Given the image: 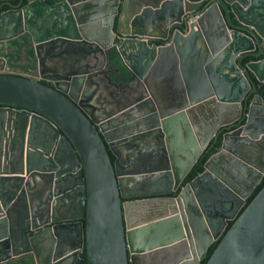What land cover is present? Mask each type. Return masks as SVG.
<instances>
[{"label": "water", "instance_id": "1", "mask_svg": "<svg viewBox=\"0 0 264 264\" xmlns=\"http://www.w3.org/2000/svg\"><path fill=\"white\" fill-rule=\"evenodd\" d=\"M1 1L0 263L264 264V0Z\"/></svg>", "mask_w": 264, "mask_h": 264}, {"label": "flooded vegetation", "instance_id": "2", "mask_svg": "<svg viewBox=\"0 0 264 264\" xmlns=\"http://www.w3.org/2000/svg\"><path fill=\"white\" fill-rule=\"evenodd\" d=\"M12 3H14V4H16V5H18L19 4V1L20 0H17V1H15V0H10ZM1 3H2V1L0 0V5H1ZM27 3V0L26 1H22L21 2V4H20V7H22V6H24L25 4ZM10 9V6L9 5H2V7H0V12H5V11H7V10H9ZM148 42L149 43H151V44H157V45H160V44H162L163 43V41L162 40H160V39H156V38H151L150 40H148ZM64 48H66L65 46H63ZM111 51V50H110ZM110 51H109V53H110ZM258 59H260V58H253V60H258ZM249 60H251V59H246V60H244L243 62H247V61H249ZM62 66H64L65 64H61ZM105 67V68H104ZM74 68V67H73ZM94 68H96V67H94ZM97 68H99L100 70L101 69H104L106 72H108L109 74H110V76H111V79H112V81H114L115 82V84H111V83H109L107 80H106V78H104V76L103 75H99V78H100V80H101V92L102 93H104L105 95H109V96H111V95H114L113 93H115V92H117V93H121V89H119V86H121L120 84H123V86H124V89H126V87L125 86H128V87H130V88H133L132 90H134V89H137V85H135L134 83H129V81H128V72L126 71V69L123 67V68H118L116 65H114L113 67L111 66V64L110 65H106V63H99L98 65H97ZM18 71V70H17ZM252 79L254 80V82H255V86H256V92H251L250 94H249V96H248V103H250V101H252L253 100V97H254V95L255 94H259V95H261L262 97H263V99H264V81H258V80H256L254 77H252ZM42 80V79H41ZM43 82H45V83H49V81H44V80H42ZM130 85V86H129ZM63 87H66L67 88V86H63ZM101 94L99 93V95L97 94V96H100ZM242 104H243V102H242ZM233 129H235V128H231L230 130H227V129H225V130H222V131H220V128H218L217 130H215L214 131V133H213V135L210 137V139H209V142H208V144H207V146L205 147V149L204 150H202V152H201V154L198 156V158H197V161L192 165V167H191V169H190V171L192 170V168L195 166V165H197L198 164V162H199V160H200V158L203 156V154H204V152L205 151H207V152H211L210 153V155H212L213 153H215L216 152V149L218 148V141L222 138V136H223V134L224 133H226V132H229V131H231V130H233ZM213 150V151H212ZM113 156V155H112ZM114 157V156H113ZM263 157H264V155H263ZM209 158V157H208ZM113 160H115V158H113ZM207 161V160H206ZM205 164V163H204ZM138 166V165H137ZM189 171V172H190ZM204 171V169L201 171V172H199L198 173V175L199 174H201L202 172ZM188 172V173H189ZM188 175V174H187ZM186 175V176H187ZM252 175V174H251ZM253 176V175H252ZM264 176V175H263ZM262 176V177H263ZM196 177V176H195ZM194 177V178H195ZM251 178V177H250ZM185 179H186V177H184V180H183V182H182V184L181 185H185L186 183H188L189 181H185ZM262 179V178H261ZM191 181V180H190ZM260 181H258V183H259ZM257 183V184H258ZM256 186H254V188H255ZM172 191V190H171ZM252 192V191H251ZM174 193V194H173ZM172 194H170L169 196L171 197V196H174V197H177L178 196V194H179V190L178 191H176V192H173ZM245 202H246V199H245ZM245 202H244V204H245ZM171 204V203H170ZM169 204V205H170ZM244 204L242 205V206H240L239 207V210L237 211V212H239L240 211V209L244 206ZM162 211L163 212H168L169 211V206L168 205H166V207H164V208H162ZM233 211V210H232ZM233 213H235V212H233ZM238 214V213H237ZM235 216V215H234ZM231 220H233V219H231ZM228 221H230V219H228L227 221H226V224H225V226H224V228H223V231H224V229H225V227H226V225H227V223H228ZM219 225L218 224H216V223H214V227L216 228V227H218ZM223 231H222V233H223ZM221 236V235H220ZM219 236V237H220ZM218 237V238H219ZM217 238V239H218ZM217 239H215L214 241H216ZM214 241H212L211 242V244L214 242ZM210 244V245H211ZM209 245V246H210ZM208 246V247H209ZM22 257V256H21ZM19 259V258H18ZM12 261H15V260H8V261H6V262H3V263H0V264H5V263H8V262H12Z\"/></svg>", "mask_w": 264, "mask_h": 264}, {"label": "trees", "instance_id": "3", "mask_svg": "<svg viewBox=\"0 0 264 264\" xmlns=\"http://www.w3.org/2000/svg\"><path fill=\"white\" fill-rule=\"evenodd\" d=\"M15 1H17V0H15ZM24 1H26V0H24ZM110 58H111V63L110 64H111L112 67L114 65H116L118 68L119 67L123 68V66L118 62V56L115 54V50L114 49H112L110 51ZM210 153L211 152H207V151L204 152V154L200 158L198 164L195 165L192 168V170L188 173V175L186 176V179H185L186 182L192 180L195 176L198 175L199 172H201L204 169V163L206 162V160L210 156ZM111 157H112V159L114 158L112 155H111ZM263 186H264V176L262 177L260 182L256 185V187L252 190V192L248 195V197L246 198V202H245L244 206L240 209V211L238 212L237 216L244 210V208L249 204V202L253 199V197L257 194V192ZM234 219L228 221V223H227L223 233L221 234V236L208 247L205 257L203 258V260H201V264H205L206 263V261L208 260L209 256L211 255V253L215 249L216 245L220 241L221 237L224 235L225 231L231 226V224L233 223ZM82 257H83V259H86L84 247H83V251H82ZM31 261H32V259H31L30 256H22V257H20L19 259L15 260V261L8 262V263H5V264H33V261L32 262Z\"/></svg>", "mask_w": 264, "mask_h": 264}, {"label": "crops", "instance_id": "4", "mask_svg": "<svg viewBox=\"0 0 264 264\" xmlns=\"http://www.w3.org/2000/svg\"><path fill=\"white\" fill-rule=\"evenodd\" d=\"M64 69V67H62ZM105 68V67H104ZM51 132H49L46 128L43 129V131L40 132L39 134V139L37 141V150H43V145L48 143V141H51V135H50Z\"/></svg>", "mask_w": 264, "mask_h": 264}, {"label": "bare ground", "instance_id": "5", "mask_svg": "<svg viewBox=\"0 0 264 264\" xmlns=\"http://www.w3.org/2000/svg\"><path fill=\"white\" fill-rule=\"evenodd\" d=\"M32 262V261H31Z\"/></svg>", "mask_w": 264, "mask_h": 264}]
</instances>
